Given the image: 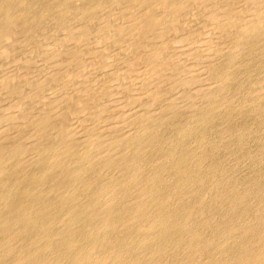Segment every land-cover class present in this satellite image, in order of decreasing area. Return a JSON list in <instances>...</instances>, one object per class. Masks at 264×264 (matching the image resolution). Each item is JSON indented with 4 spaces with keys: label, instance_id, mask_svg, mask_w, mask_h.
<instances>
[{
    "label": "rangeland",
    "instance_id": "rangeland-1",
    "mask_svg": "<svg viewBox=\"0 0 264 264\" xmlns=\"http://www.w3.org/2000/svg\"><path fill=\"white\" fill-rule=\"evenodd\" d=\"M98 1L27 0L0 38V219L10 218L0 220V263L33 254L16 262L73 264L85 249L103 264L118 242L123 264H236L264 252V0H189L173 16L158 0ZM140 8L157 15L148 35ZM128 14L140 15L136 34ZM139 209L146 225L159 211L172 223L152 233L159 242L135 229Z\"/></svg>",
    "mask_w": 264,
    "mask_h": 264
},
{
    "label": "bare ground",
    "instance_id": "bare-ground-1",
    "mask_svg": "<svg viewBox=\"0 0 264 264\" xmlns=\"http://www.w3.org/2000/svg\"><path fill=\"white\" fill-rule=\"evenodd\" d=\"M87 1V0H86ZM98 1V0H97ZM99 1H101V0H99ZM98 1V2H99ZM109 1V0H108ZM114 1H117V0H114ZM121 1V0H120ZM124 1L125 0H123V1H121V4H123L124 3ZM127 1V0H126ZM130 1V0H129ZM135 1V0H134ZM139 0H137V2H138ZM142 1H150V2H153L154 0H140L139 2H138V4L140 3V2H142ZM157 1V0H156ZM158 1H160L161 2V4H160V7L162 8H165L166 10H170V12H168V11H166L165 12V10L164 9H161V10H164V12L165 13H169V15L171 14L172 15V13H171V11H173L174 12V14L176 13L175 12V10H177V9H182V8H184L185 7V5H187L188 4V2H189V0H185V1H182V2H179V1H176V0H158ZM192 1V0H191ZM197 1V0H196ZM249 1V0H248ZM247 1V2H248ZM40 2V1H39ZM102 2V1H101ZM107 2V1H106ZM110 2V1H109ZM123 2V3H122ZM133 2V1H132ZM131 2V4H133ZM144 2V3H145ZM214 2V1H213ZM26 3H27V0H0V19L2 20L3 19V17H1V15L2 16H4L5 15V22H3V24L0 26V38H3L4 36H6V35H9V33H10V31H9V27L10 26H12V24L15 22V24L16 23H18V21L20 20V23L22 22L21 20L23 19V17H24V15L26 14V10L24 11L23 10V8H25V9H29L28 8V6H27V8H26ZM29 3H30V1H28V5H29ZM48 3V2H47ZM100 3V2H99ZM112 3H114V2H112ZM117 4L115 5L116 7H118V6H120V4L118 5V2H116ZM135 3V2H134ZM149 3V2H148ZM193 3V2H192ZM58 4V3H57ZM65 4H67V3H65ZM93 4V3H92ZM94 4H97V5H99L98 3H96V2H94ZM127 4V3H126ZM129 4H130V2H129ZM130 4V6L132 7L133 5H131ZM136 5H137V3H135ZM143 4V3H142ZM150 4V3H149ZM154 4V3H153ZM205 4V3H204ZM42 5H44V4H42ZM64 5V4H63ZM89 5V4H88ZM118 5V6H117ZM128 5V4H127ZM196 5V4H195ZM58 6H60L59 4H58ZM92 6V5H91ZM208 6V5H207ZM221 6V5H220ZM224 6V5H223ZM35 7V6H34ZM45 7V6H44ZM73 7V6H72ZM96 7V6H95ZM123 7V6H122ZM124 7H126L125 5H124ZM129 7V6H128ZM128 7H127V9H128ZM135 7V6H134ZM134 7H133V10H132V13H131V9H130V7H129V11H130V13L131 14H133V12L135 11L134 10ZM146 7H147V5H146ZM148 7H149V5H148ZM153 7V6H152ZM151 7V8H152ZM155 7V6H154ZM153 7V8H154ZM159 7V8H160ZM16 8V9H15ZM18 8H22V9H20V11H19V9ZM50 8V7H49ZM119 8H121V7H119ZM137 8H139V7H137L136 6V9ZM142 9L143 8H145V6L144 5H142V7H141ZM140 8V10L142 11V9ZM150 8V7H149ZM150 8V9H151ZM153 8H152V11H150V12H154L153 11ZM186 8V7H185ZM184 8V9H185ZM91 9H92V7H91ZM109 9V8H108ZM127 9L125 10H123V11H127ZM155 9H156V7H155ZM184 9H182V10H180L181 12L184 10ZM29 10H31V9H29ZM36 10V9H35ZM41 10V9H40ZM47 9H45V11H46ZM49 10V9H48ZM92 10H94V7H93V9ZM140 10H138L139 12H140ZM214 10H215V8H214ZM43 11V10H42ZM89 12L91 11V10H88ZM109 11H111V10H109ZM122 10H121V12H123ZM129 11H128V13H129ZM178 11V10H177ZM228 11V10H227ZM28 12V14L30 13V11H27ZM72 12V11H71ZM137 12V11H136ZM148 13V11L147 12H140V13H142V14H144V15H142V17L141 18H144V21L141 23V26H140V29L139 30H143V32H145V31H147L146 33H147V35L148 34H150V32L148 31V30H152V29H154L155 28V26H157L158 24H156V19H154L155 18V16H157L155 13V15H154V17L153 16H151L152 14L151 13ZM179 12V11H178ZM181 12H179V14L181 13ZM193 12V11H192ZM221 12V11H220ZM5 13V14H4ZM47 13V12H46ZM76 13V12H75ZM93 13V12H92ZM125 13V12H124ZM127 13V12H126ZM158 13V12H157ZM204 13V12H203ZM216 13V12H215ZM218 13V12H217ZM226 13V12H225ZM41 14V13H40ZM43 14V13H42ZM44 14H45V12H44ZM73 14V13H72ZM86 15H87V13H85ZM107 14V13H106ZM111 14H113L112 12H111ZM121 14V13H120ZM119 14V15H120ZM27 15V14H26ZM30 16L32 15V14H29ZM37 15V14H36ZM49 15V14H48ZM57 15V14H56ZM80 15V14H79ZM83 15H84V12H83ZM110 15V14H109ZM109 15H108V18H109ZM117 15H118V13H117ZM124 15V14H123ZM122 15V16H123ZM126 15V14H125ZM130 14H128V17H127V19L129 20V17H131V16H129ZM134 15H135V13H134ZM139 15V14H138ZM138 15H136L137 16V18H138ZM168 15V16H169ZM178 15V14H177ZM201 15V14H200ZM222 15H224V14H222ZM221 15V16H222ZM29 16V17H30ZM43 16V15H42ZM81 16V15H80ZM92 16V15H91ZM127 16V15H126ZM126 16H124V18L126 19ZM140 16V15H139ZM144 16V17H143ZM165 16V15H164ZM173 16V15H172ZM29 17H28V19H29ZM104 17V16H103ZM106 17V16H105ZM105 17H104V19H105ZM111 17V16H110ZM118 17L119 16H117V19H118ZM160 17H162L161 16V14H160ZM227 17V16H226ZM25 18H26V16H25ZM33 18H34V16H33ZM32 17H31V19H33ZM81 18V17H80ZM79 18V19H80ZM93 18V17H92ZM112 18V17H111ZM114 18H115V16H114ZM124 18H123V20H122V22L124 21ZM131 18H135L133 15H132V17ZM136 18V19H137ZM141 18H139L140 19V21L141 20H143V19H141ZM157 19H158V17H156ZM228 18V17H227ZM42 19V18H41ZM103 19V18H102ZM116 19V18H115ZM127 19H126V21H127ZM131 19L132 21H130V23H133V21H134V23L136 22V19ZM168 19V18H167ZM174 19V18H173ZM180 19V18H179ZM222 19V18H221ZM4 20V19H3ZM18 20V21H17ZM24 20H27V18L26 19H24ZM225 20V19H224ZM229 20V19H228ZM29 21H30V19H29ZM45 21V20H44ZM58 21V20H57ZM73 21V20H72ZM79 21V20H78ZM88 21V20H87ZM90 21H91V18H90ZM110 21V20H109ZM162 21H163V18H162ZM166 21H168V20H166ZM174 21V20H173ZM219 21H221V20H219ZM27 22V21H26ZM70 22V21H69ZM79 22H82V21H79ZM119 22H121V21H119ZM122 22H121V24H122ZM127 22H129V21H127ZM126 22V24H128ZM139 22V21H138ZM137 22V23H138ZM157 22H159V20L157 21ZM163 22H165V21H163ZM175 22V21H174ZM230 22V21H229ZM2 23V22H1ZM36 23V22H35ZM74 23V22H73ZM112 23V21H110V23L109 24H111ZM118 23V22H117ZM125 23V21L123 22V24ZM140 23V22H139ZM138 23V24H139ZM66 24V23H65ZM85 23L83 22V25H84ZM90 24V23H89ZM105 24V23H104ZM126 24H125V26H126ZM223 24V23H222ZM231 23H229V25H230ZM58 25V24H57ZM72 25V24H71ZM79 25V24H78ZM112 25V24H111ZM130 25V24H129ZM136 23L134 24V27L133 28H131L132 26L130 25L129 27L131 28V29H134L136 26ZM170 25H171V23H170ZM219 25V24H218ZM217 25V26H218ZM224 25H226V24H224ZM224 25H223V28H224ZM13 26H14V24H13ZM12 26V27H13ZM75 26V25H74ZM103 26V25H102ZM124 26V27H125ZM160 26H163L162 24H160ZM227 26V25H226ZM15 27V26H14ZM18 27V26H17ZM28 27V26H27ZM64 27V26H63ZM89 27V26H88ZM67 28V27H66ZM77 28V27H76ZM123 28V27H122ZM158 28V27H157ZM226 28H228L229 29V26H227ZM231 28V27H230ZM11 29V28H10ZM91 29V28H90ZM116 29H117V32H115L113 29H111V30H113L115 33H116V35L117 36H120L119 38H122L123 39V34L124 33H122V30L123 29H121V26H120V28H117L116 27ZM118 29H120V31L118 30ZM125 29L127 30V27H125ZM129 29V28H128ZM136 29H137V27H136ZM219 29V28H218ZM222 29V28H221ZM54 30V29H53ZM63 30H64V28H63ZM139 30H136L135 31V29H134V31L133 32H135V34L139 31ZM223 30H225V29H222V31ZM231 30V29H230ZM75 31H76V29H75ZM80 31H82L81 29H80ZM79 31V32H80ZM98 31V30H97ZM129 31H130V29H129ZM129 31H124V32H129ZM210 31V30H209ZM217 31H219V30H217ZM228 31V30H227ZM102 32V31H101ZM103 32H104V30H103ZM133 32H131V34L133 33ZM224 33H225V31H223ZM248 32V30H244V34L245 33H247ZM81 33V32H80ZM105 33V32H104ZM118 33H120V35H118ZM130 33V32H129ZM152 33V32H151ZM220 33V32H219ZM13 34V33H12ZM72 34V36H71V38H73V33H71ZM110 34V33H109ZM122 34V35H121ZM126 34V33H125ZM124 34V35H125ZM144 34V33H143ZM154 34V33H153ZM243 34V33H242ZM249 34V33H248ZM11 35V34H10ZM17 35V34H16ZM26 35V34H25ZM84 35V34H83ZM99 35V34H98ZM105 35V34H104ZM103 35V36H104ZM133 35V34H132ZM138 35H140V34H138ZM20 36V35H19ZM79 36H81L82 37V35H79ZM79 36L77 37V39H79ZM96 36V35H95ZM107 36V35H106ZM114 36V35H113ZM135 37H136V35H134ZM144 36H145V34H144ZM225 36V35H224ZM228 36V35H227ZM7 37V36H6ZM15 37V36H14ZM22 37V36H21ZM74 37H76V36H74ZM80 37V38H81ZM84 37V36H83ZM101 37V36H100ZM105 37V36H104ZM124 37H126V35L124 36ZM133 37V36H132ZM142 37V36H141ZM147 37V36H146ZM234 37V36H233ZM238 37V36H237ZM5 38V37H4ZM70 38V37H69ZM85 38V37H84ZM83 38V39H84ZM117 38V37H116ZM127 38H128V36H127ZM139 38H140V36H139ZM236 38V37H235ZM9 39H11V38H9ZM34 39V38H33ZM82 39V38H81ZM106 39V38H105ZM133 39V38H132ZM138 39V37H136L134 40H137ZM146 39V38H145ZM145 39H144V41L143 42H145ZM20 40V39H19ZM18 40V41H19ZM67 40V39H66ZM75 39H73V41H74ZM103 40V39H102ZM111 40V39H110ZM114 41H115V39H113ZM124 40V39H123ZM140 40H141V38H140ZM147 40V39H146ZM151 40H152V38H151ZM227 40V39H226ZM17 41V42H18ZM78 41V40H77ZM108 42H106V40H105V42L106 43H109L110 41H109V39L107 40ZM112 41V40H111ZM120 41V40H119ZM127 41H129V40H127ZM130 41H132V40H130ZM142 41V40H141ZM122 42V41H121ZM233 42V41H232ZM75 43H76V45H78L77 44V42H76V40H75ZM80 43V42H79ZM114 43V42H113ZM135 43H137V42H135ZM141 43V42H140ZM147 43V42H146ZM64 44V43H63ZM82 44V43H81ZM103 44V43H102ZM115 44H117V43H115ZM149 44V43H148ZM75 45V44H74ZM83 45V44H82ZM112 45V44H111ZM137 45H139V43L137 44ZM70 46H73V45H70ZM103 46H104V44H103ZM120 46V45H119ZM125 46V45H124ZM131 46V45H130ZM133 46V45H132ZM131 46V47H132ZM74 47V46H73ZM97 47V46H96ZM101 47V46H100ZM112 47V46H111ZM121 47H123V45H121ZM138 47H140V46H138ZM235 47V46H234ZM68 48V47H67ZM220 48V47H219ZM236 48V47H235ZM26 49V48H25ZM100 49V48H99ZM143 49V48H142ZM227 49V48H226ZM65 50V49H64ZM105 50V49H104ZM18 51V50H17ZM70 51V50H69ZM126 51V50H125ZM141 51V50H140ZM139 51V52H140ZM147 51V50H146ZM206 51V50H205ZM233 51V50H232ZM128 52H129V48H128ZM150 52V51H149ZM151 52H153V51H151ZM150 52V53H151ZM230 52V51H229ZM71 53V52H70ZM126 53V52H125ZM130 54H132L131 52H129ZM133 53H134V51H133ZM209 53V52H208ZM207 53V54H208ZM221 53V52H220ZM231 53V52H230ZM235 53V52H234ZM72 54V53H71ZM77 54V53H76ZM135 54V53H134ZM147 54V53H146ZM201 54V53H200ZM205 54V53H204ZM219 54V53H218ZM227 55H228V53H226ZM122 55H123V53H122ZM129 55V54H128ZM211 55V54H210ZM223 55V54H222ZM3 56V55H2ZM73 57L72 58H74V55H72ZM130 56V55H129ZM152 56V55H151ZM159 56V55H158ZM198 56V55H197ZM209 56V55H208ZM217 56V55H216ZM224 56V55H223ZM230 56V55H229ZM63 57V56H62ZM61 57V58H62ZM85 57V56H84ZM86 57H88V56H86ZM103 57V56H102ZM133 57V56H132ZM155 57V56H154ZM60 58V57H59ZM69 58H71V56L69 57ZM106 58H107V56H106ZM128 58V57H127ZM131 58V57H130ZM148 58H150V57H148ZM220 58V57H219ZM231 58V57H230ZM63 59V58H62ZM78 59H80V58H78ZM91 59V58H90ZM153 59V58H152ZM209 59H211V58H208V60ZM212 59H214V58H212ZM211 59V60H212ZM233 59V58H232ZM64 60H65V58H64ZM67 60V59H66ZM75 60H76V57H75ZM211 60H209L210 62H211ZM207 61V60H206ZM231 61V60H230ZM137 61H135V63H136ZM139 62H140V60H139ZM70 63H74L73 61L72 62H70ZM69 63V64H70ZM201 63V62H200ZM207 63V62H206ZM213 63H214V61H213ZM67 64V63H66ZM108 64V63H107ZM106 64V65H107ZM143 64V63H142ZM211 64V63H210ZM216 64V63H215ZM223 64H225V62L223 63ZM230 64V63H229ZM228 64V65H229ZM81 65V64H80ZM67 66V65H66ZM77 66V65H76ZM122 66V65H121ZM124 66V65H123ZM122 66V67H123ZM153 66V65H152ZM204 66V65H203ZM75 67V66H74ZM207 67H209V66H207ZM84 68V67H83ZM145 68H147V67H145ZM218 68H219V66H218ZM165 69V68H164ZM203 70V69H202ZM217 70V69H216ZM200 71V70H199ZM204 72V71H203ZM83 73V72H82ZM218 73V72H217ZM58 74V73H57ZM68 74V73H67ZM80 74V73H79ZM206 74V73H205ZM73 76V75H72ZM218 78H219V76H217ZM217 78V79H218ZM61 79V78H60ZM225 79V78H224ZM221 80H222V78H221ZM62 81V80H61ZM60 81V82H61ZM3 82V81H2ZM59 82V81H58ZM58 82H56V83H58ZM71 82V81H70ZM73 82V81H72ZM69 83V82H68ZM125 83V82H124ZM67 84V83H66ZM130 84V83H129ZM56 85V84H55ZM54 85V86H55ZM58 85V84H57ZM65 85V84H64ZM76 85V84H75ZM131 85V84H130ZM42 86V85H41ZM85 86V85H84ZM43 87H45V86H43ZM58 87H59V85H58ZM57 87V88H58ZM62 87V86H61ZM65 87V86H64ZM133 87V86H132ZM68 88H70V87H68ZM85 88V87H84ZM130 88V87H129ZM35 89V88H34ZM40 89V88H39ZM63 89V88H62ZM4 89H2V91H3ZM38 90V89H37ZM41 90V89H40ZM55 90V89H54ZM36 91V90H35ZM34 91V92H35ZM59 91V90H58ZM63 91H65V90H63ZM73 91V90H72ZM83 91V90H82ZM4 92V91H3ZM33 91H32V93H34ZM38 92V91H37ZM5 93V92H4ZM74 93V92H73ZM82 93V92H81ZM65 94V93H64ZM83 94H84V92H83ZM86 94H87V92H86ZM55 95H57V94H54V96ZM53 96V97H54ZM58 96V95H57ZM150 96V95H149ZM59 97V96H58ZM81 97V96H80ZM88 97V96H87ZM85 101V100H84ZM151 101V100H150ZM89 102V101H88ZM79 107V106H78ZM203 109V108H202ZM124 114V113H123ZM200 115V114H199ZM116 117V116H115ZM121 117H123L122 115H121ZM128 117V116H127ZM201 117V116H200ZM200 117L198 118L199 120H200ZM195 118V117H194ZM196 119V118H195ZM119 122V121H118ZM201 123V122H200ZM43 124V122H42V117H40V119L37 121V122H35V123H33V126H30L29 128H31V127H37L38 125H42ZM121 124V123H120ZM28 128V129H29ZM39 129V128H38ZM37 129V130H38ZM43 129V128H42ZM36 130V129H35ZM36 130V131H37ZM29 132V131H28ZM34 133H35V131H33ZM34 133H32V134H34ZM128 134V133H127ZM138 135V134H137ZM31 136V135H30ZM66 136L68 137V135L66 134ZM73 135H71V137H72ZM40 137V136H39ZM71 137H69V138H71ZM74 137H76V135H74ZM137 137V136H136ZM141 137V136H140ZM28 138V137H27ZM35 138V137H34ZM34 138H32V140H33V142H34ZM36 138H38L37 136H36ZM124 138V137H123ZM73 139V138H72ZM202 139V138H201ZM37 140V139H36ZM155 140V139H154ZM158 141V140H157ZM30 143V142H29ZM35 143H37V141L35 142ZM33 145V144H32ZM38 146V145H37ZM125 146V145H124ZM131 146V145H130ZM133 146V145H132ZM129 147V148H133V147ZM62 146H60V148H61ZM126 147V146H125ZM35 148V147H34ZM33 148V149H34ZM55 148H57V146L55 147ZM54 148V149H55ZM173 148V147H172ZM138 149V148H137ZM57 150V149H56ZM61 150V149H60ZM53 151V150H52ZM52 151H51V153H50V156L53 154L52 153ZM62 151V150H61ZM127 151V150H126ZM128 151H129V149H128ZM127 151V152H128ZM54 152V151H53ZM58 152V151H57ZM133 152V151H132ZM141 152V151H140ZM55 153V152H54ZM129 153V152H128ZM131 153V152H130ZM60 154V153H59ZM140 155V154H139ZM173 155V154H172ZM182 155V154H181ZM180 155V156H181ZM49 156V157H50ZM55 156V155H54ZM62 156V155H61ZM170 156V155H169ZM48 157V156H47ZM182 158V156L180 157V159ZM59 159V158H58ZM60 159H61V157H60ZM178 159V158H177ZM47 160V159H46ZM64 160V159H63ZM130 160V159H129ZM53 161V160H52ZM59 161V160H58ZM54 162V161H53ZM66 162V161H65ZM49 163V162H48ZM56 163V162H55ZM57 163H59V162H57ZM63 164V163H62ZM138 164V163H137ZM179 164V163H178ZM129 165V164H128ZM56 167L58 166V164L57 165H55ZM62 166V165H61ZM182 166V165H181ZM3 166H0V174H1V172L2 171H4V168H2ZM54 167V166H53ZM130 167V166H129ZM133 168V167H132ZM172 168V167H171ZM170 168V169H171ZM3 169V170H2ZM57 170H58V168H57ZM56 170V171H57ZM62 170V169H61ZM168 170V169H167ZM134 171V170H133ZM191 171V170H190ZM33 172V171H32ZM60 172V171H59ZM68 172V171H67ZM77 172V171H76ZM183 172V171H182ZM80 173V172H79ZM129 173V172H128ZM67 174V173H66ZM71 174V173H70ZM75 174V173H74ZM150 174V173H149ZM191 174V173H190ZM32 176V175H31ZM34 176V175H33ZM61 176V175H60ZM72 176H73V174H72ZM127 176V175H126ZM172 176V175H171ZM182 176V175H181ZM190 176V175H189ZM195 176V175H194ZM66 177V176H65ZM64 177V178H65ZM68 177H69V174H68ZM73 177H75V176H73ZM177 177V176H176ZM187 177V176H186ZM58 178H59V176H58ZM72 178V177H71ZM189 178V177H188ZM187 178V179H188ZM14 179V178H13ZM37 179V178H36ZM35 179V180H36ZM172 179V178H171ZM185 179V178H184ZM187 179H186V181H187ZM12 180V179H11ZM26 180V179H25ZM74 180V179H73ZM136 180V179H135ZM182 180V179H181ZM77 181V180H76ZM142 181V180H141ZM12 182V181H11ZM148 182V181H147ZM155 182V181H154ZM180 182V181H179ZM185 182V181H184ZM183 182V183H184ZM13 183V182H12ZM56 183V182H55ZM77 183V182H76ZM149 183V182H148ZM191 183V182H190ZM194 183V182H193ZM203 183V182H202ZM32 184V183H31ZM136 184V183H135ZM185 184H186V182H185ZM16 185V184H15ZM8 186H10L11 187V185H8ZM79 186V185H78ZM91 186V185H90ZM88 187V186H87ZM158 187V186H157ZM156 187V188H157ZM5 188H7V189H9V190H12L13 189V187H12V189H10V188H8V187H6V185H5ZM30 188V187H29ZM159 188V187H158ZM1 189V188H0ZM103 189V188H102ZM152 189V188H151ZM177 189V188H176ZM8 190V192L10 193V192H12V191H9ZM27 190V189H26ZM29 190V189H28ZM27 190V191H28ZM86 190V189H85ZM142 190V189H141ZM155 190V189H154ZM182 190V189H181ZM184 190V189H183ZM7 191V190H6ZM20 191V190H19ZM26 191V192H27ZM56 191V190H55ZM73 191V190H72ZM148 191V190H147ZM4 192H5V190H4ZM29 192V191H28ZM54 192V191H53ZM57 192V191H56ZM61 192V191H60ZM7 192H5V194H6ZM19 193V192H18ZM29 193H31V192H29ZM47 193V192H46ZM72 194H74V192H71ZM117 193V192H116ZM151 193H153V192H151ZM2 194V193H1ZM4 194V193H3ZM71 194V195H72ZM142 194V193H141ZM9 195H11V194H9ZM8 195V196H9ZM31 195V194H30ZM165 195V194H164ZM163 195V196H164ZM167 195V194H166ZM165 195V196H166ZM2 196V195H1ZM13 196H14V194H13ZM16 196V195H15ZM61 196V195H60ZM162 196V197H163ZM36 197V196H35ZM42 197V196H41ZM62 197V196H61ZM147 197V196H146ZM159 197V196H158ZM5 198V197H4ZM3 198V199H4ZM96 198V197H95ZM157 198V197H156ZM170 198V197H169ZM12 199V198H11ZM143 199H145V198H143ZM161 199V198H160ZM160 199H159V201H160ZM175 199V198H174ZM173 199V200H174ZM182 199V198H181ZM13 200V199H12ZM17 200V199H16ZM39 200V199H38ZM43 200V199H42ZM63 201H66L65 200V198H63L62 199ZM110 200V199H109ZM130 200V199H129ZM153 200V199H152ZM154 200H155V198H154ZM8 201V200H7ZM11 201V200H10ZM36 201V200H35ZM62 201V202H63ZM139 201V200H138ZM150 201V200H149ZM170 201V200H169ZM61 202V203H62ZM142 202V201H141ZM152 202H154V201H151V204H152ZM172 202V201H171ZM179 202V201H178ZM1 203H2V201H1ZM0 203V204H1ZM14 203V202H13ZM159 203V202H158ZM164 203V202H163ZM4 204V203H3ZM9 204H10V202H9ZM15 204V203H14ZM21 204H24V202H22ZM32 204V203H31ZM30 204V205H31ZM44 204V203H43ZM128 204V203H127ZM133 204H136V203H133ZM140 204V203H139ZM147 204V203H146ZM172 204H173V202H172ZM178 204V203H177ZM6 205H7V203H6ZM27 205V204H26ZM29 205V206H30ZM34 205H35V203H34ZM45 205V204H44ZM145 205V204H144ZM148 205V204H147ZM163 205V204H162ZM4 206V205H3ZM8 206V205H7ZM6 206V207H7ZM9 206H11V211H12V205H9ZM16 206H17V204H16ZM16 206H15V208H16ZM20 206V205H19ZM28 206V205H27ZM40 206V205H39ZM43 206V205H42ZM138 206V205H137ZM169 206V205H168ZM173 206V205H172ZM175 206V205H174ZM22 206H20V208H21ZM109 207H110V209L112 208V205L110 204L109 205ZM148 207H150V206H148ZM177 207V206H176ZM1 208H3V207H1ZM17 208H18V206H17ZM16 208V209H17ZM39 208V207H38ZM77 208V207H76ZM79 208V207H78ZM154 208V207H153ZM181 208V207H180ZM25 208H23V210H24ZM26 209H27V207H26ZM37 209V208H36ZM105 209V208H104ZM109 209V210H110ZM143 209V208H142ZM177 209H179V208H177ZM184 209V208H183ZM22 210V209H21ZM22 210V211H23ZM28 210V212H27V214L29 213L30 214V212H32V210H30V209H27ZM69 210V209H68ZM146 210H148V209H146ZM172 210V209H171ZM10 211V210H9ZM21 211V212H22ZM53 211V210H52ZM64 211V210H63ZM153 211V210H152ZM25 212V211H24ZM38 212H39V210H38ZM171 212V211H170ZM19 214H23V213H20V212H18ZM26 213V212H25ZM25 213L23 214V215H25ZM152 213V212H151ZM26 214V215H27ZM35 214H36V212H35ZM39 214V213H38ZM106 214V213H105ZM25 215V216H26ZM32 215L34 216V214H33V212H32ZM32 215L30 216V217H32ZM25 216H24V218H25ZM37 216V215H36ZM36 216H34V217H36ZM39 216V215H38ZM37 216V217H38ZM84 216V215H83ZM147 216V215H146ZM146 216L144 215V212H141V210L139 209L138 210V213H136L133 217H132V220H134L135 222H133V223H135V224H137L136 226H135V229H137V231H141L142 230V232H143V234L145 233L144 231H146V232H148L149 234H151V236H149L148 237V239L149 240H151V242H154V243H157V242H159L160 241V239L158 238V237H156V235H152V233H154V232H156L157 231V229L158 228H162V230H165L163 227H165V228H167V229H171L172 228V223H168V222H166V220H165V218L163 217V215H162V211H159V212H155V214L153 215V216H149L148 215V217H150V218H148L150 221H148L147 220V222H153V223H148L147 225L143 222V220H145V219H147L146 218ZM9 217V216H8ZM17 217H18V215H17ZM21 217H23L22 215H21ZM21 217H20V215H19V218L21 219ZM27 217H29V215L27 216ZM47 217V216H46ZM85 217V216H84ZM144 217H145V219H144ZM177 217V216H176ZM53 218V217H52ZM143 218V219H142ZM5 219L6 218H4V220H1L2 222H1V225H4L6 222H5ZM31 219V221L29 222V223H34V222H36V221H34V220H32V218H30ZM37 219V218H36ZM39 219V218H38ZM42 219V218H41ZM48 219V218H47ZM74 219V218H73ZM87 219V218H86ZM45 220V219H44ZM77 220V219H76ZM81 220V219H80ZM123 220V219H122ZM128 220V219H127ZM142 220V222L140 223L139 221H141ZM193 220V219H192ZM7 221H9L10 222V218H9V220H7ZM33 221V222H32ZM73 221H75V220H73ZM9 222H7L6 224H5V226H7V224L9 225ZM27 222V221H26ZM25 222V223H26ZM39 222V221H38ZM69 222V221H68ZM104 222V221H103ZM146 222V221H145ZM146 222V223H147ZM11 223H14L13 222V220L11 219ZM10 223V224H11ZM22 223V222H21ZM28 223V222H27ZM26 223V224H27ZM37 223V222H36ZM40 223V222H39ZM43 223V222H42ZM24 224V223H23ZM25 224V225H26ZM74 224V223H73ZM103 224V223H102ZM101 224V225H102ZM108 224V223H107ZM107 224H105L103 227H106L107 226ZM190 224V223H189ZM210 224V223H209ZM31 225V224H30ZM34 225H36V224H34ZM70 225V224H69ZM96 225V224H95ZM12 226V225H11ZM33 226V225H32ZM163 226V227H162ZM24 227V226H23ZM38 227V226H37ZM69 227V226H68ZM137 227V228H136ZM264 227V226H263ZM11 228V227H10ZM25 228V227H24ZM44 228V227H43ZM52 228V227H51ZM73 228H74V226H73ZM175 228V227H174ZM48 229V228H47ZM82 229V228H81ZM176 229V228H175ZM15 230V229H14ZM31 230V229H30ZM53 230V229H52ZM66 230V229H65ZM7 231H8V229H7ZM33 231V230H32ZM68 231V230H67ZM70 231V230H69ZM71 231H72V229H71ZM197 231V230H196ZM13 232V231H12ZM23 232V231H22ZM74 232V231H73ZM92 232V231H91ZM138 232V233H139ZM168 232V231H167ZM182 232V231H181ZM14 233V232H13ZM67 233V232H66ZM170 233V232H169ZM185 233V232H184ZM184 233H183V235H184ZM50 234V233H49ZM53 234V233H52ZM51 234V235H52ZM147 234V233H146ZM148 234V235H149ZM156 234V233H155ZM162 234H164V231L162 232ZM187 234V233H186ZM262 234V233H261ZM48 235V234H47ZM57 235V234H56ZM78 235V234H77ZM87 234H85V236H86ZM93 235V234H92ZM92 235H91V237H92ZM202 235V234H201ZM7 236V235H6ZM88 236H89V233H88ZM11 237V236H10ZM18 237H20V236H18ZM73 237V236H72ZM87 237V236H86ZM16 238V237H15ZM45 238V237H44ZM81 238V237H80ZM219 238V237H218ZM262 238V237H261ZM65 239H66V237H65ZM84 239V238H83ZM203 239V238H202ZM1 240V239H0ZM69 240H72V239H69ZM69 240L67 241V240H65V241H67V243L65 244V246L66 247H70L69 245H71L72 243L71 242H69ZM79 240V239H78ZM81 240V239H80ZM135 240H137V239H135ZM177 240V239H176ZM205 240V239H204ZM17 241V240H16ZM19 241V240H18ZM50 241V240H49ZM74 241V240H73ZM188 241V240H187ZM15 242V241H14ZM43 242V241H42ZM81 242V241H80ZM141 242V241H140ZM170 242V241H169ZM3 243V242H2ZM76 243V242H75ZM78 243V242H77ZM94 243V242H93ZM165 243H166V241L163 243V245H165ZM212 243V242H211ZM222 243V242H221ZM51 244V243H50ZM83 244V243H82ZM86 244V243H85ZM87 244H88V242H87ZM92 244V243H91ZM96 244V243H95ZM171 244H172V242H171ZM179 244V243H178ZM248 244V243H247ZM250 244V243H249ZM253 244H255V243H253ZM46 245V244H45ZM55 245V244H54ZM93 245V244H92ZM120 245H121V243L120 242H118V243H115L114 245H112V247H111V249H109V251H107V257L105 256V255H103V256H105V259L104 260H106L107 259V261L109 262V263H113V264H123L122 263V260L120 259V253H119V250H120ZM193 245H194V243H193ZM7 246V245H6ZM9 246V245H8ZM7 246V247H8ZM51 245H49V243H48V245H46V247H50ZM52 246H53V244H52ZM72 246V245H71ZM75 246V245H74ZM91 246V245H90ZM145 246V245H144ZM239 246V245H238ZM250 246V245H249ZM255 246V245H254ZM34 247H36V246H34ZM39 247V246H38ZM44 247V246H43ZM85 248H86V246H84ZM88 247V246H87ZM92 247H94V246H92ZM145 247H147V246H145ZM202 247V246H201ZM9 248V247H8ZM53 248V247H52ZM61 248H62V246H61ZM68 248H66V249H68ZM79 248V247H78ZM32 249V248H31ZM36 249V248H35ZM37 249H40V248H37ZM45 249V248H44ZM50 249V248H49ZM49 249H47L48 251H49ZM72 249V248H71ZM75 249V248H74ZM4 250V249H3ZM7 250V249H6ZM28 250V249H27ZM68 250H70V248L68 249ZM130 250V249H129ZM132 250V249H131ZM258 250V249H257ZM31 251V250H30ZM54 251V250H53ZM56 251V250H55ZM78 251V253H76L77 255L74 257V261H73V264H102V262H101V260L98 258V256L95 254V256L93 255V253H92V256L88 253V252H85V249H82V250H77ZM94 251V250H93ZM210 251V250H209ZM256 251V250H255ZM7 252V251H6ZM35 252V251H34ZM63 252V251H62ZM67 252V251H66ZM74 252H76V251H74ZM135 252V251H134ZM5 253V252H4ZM73 253V252H72ZM72 253H70V255L72 254ZM101 253V252H100ZM168 253H170V252H168ZM196 253V252H195ZM35 254V253H34ZM197 254V253H196ZM20 255V254H19ZM25 255V254H24ZM24 255H22V256H24ZM33 255V254H32ZM31 255V256H32ZM49 255V254H48ZM59 255V254H58ZM75 255V254H74ZM73 255V256H74ZM133 255V254H132ZM151 255V254H150ZM215 255V254H214ZM244 255H245V253H244ZM27 256H29L30 258H32L30 255H27ZM26 256V257H27ZM35 256H36V254H35ZM34 256V257H35ZM44 256V255H43ZM62 256V255H61ZM97 256V257H96ZM26 257H21V259H19L18 258V260L16 259L15 260V262L14 263H16V264H18V263H20V262H16V261H19V260H22V259H26ZM41 257V256H40ZM51 257H53V256H51ZM56 257H57V252H56ZM69 257V256H68ZM101 257H102V255H101ZM166 257H167V255H166ZM4 258V257H3ZM29 258V259H30ZM37 258V257H36ZM49 258V257H48ZM59 258V257H58ZM57 258V259H58ZM104 258V257H103ZM127 258V257H126ZM131 258V264H139V263H137V262H135V259H133L132 257H130ZM34 259V258H33ZM32 259V260H33ZM42 259V258H41ZM41 259H40V261H41ZM56 259V260H57ZM61 259V258H60ZM27 260H28V257H27ZM27 260H26V262H27ZM32 260H30V261H32ZM39 260V259H38ZM46 260V259H45ZM49 260H51V259H49ZM127 260V259H126ZM188 260V259H187ZM6 261V260H5ZM23 261V260H22ZM34 261V260H33ZM53 260H51V261H49V262H52ZM63 261V260H62ZM124 262H125V260H123ZM181 261V260H180ZM1 262V261H0ZM28 262H29V260H28ZM45 262V261H44ZM48 262V261H47ZM45 263V264H50L49 262L48 263ZM70 262V261H69ZM105 262V261H104ZM103 262V264H105V263H108V262H105L104 263ZM127 262V261H126ZM126 262H125V264H126ZM165 262V261H164ZM13 263V264H14ZM32 263V262H31ZM30 263V264H31ZM41 263V262H40ZM150 263V262H149ZM161 263V262H160ZM264 264V252H262V253H259V254H252V255H250L244 262H242V260H238L237 262H236V264ZM1 264V263H0ZM20 264H22V262L20 263ZM23 264H25V263H23ZM27 264V263H26ZM38 264V263H37ZM44 264V263H43ZM54 264H55V262H54ZM128 264V263H127Z\"/></svg>",
    "mask_w": 264,
    "mask_h": 264
}]
</instances>
